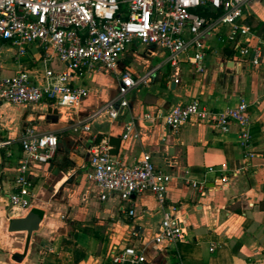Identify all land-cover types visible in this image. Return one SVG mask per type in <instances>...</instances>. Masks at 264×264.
I'll use <instances>...</instances> for the list:
<instances>
[{"label": "crops", "instance_id": "0c3cea01", "mask_svg": "<svg viewBox=\"0 0 264 264\" xmlns=\"http://www.w3.org/2000/svg\"><path fill=\"white\" fill-rule=\"evenodd\" d=\"M245 12L253 37L264 41V0H250ZM209 39L203 74L181 63L175 75L164 64L165 52L149 54L136 42L147 56L158 54L164 59L154 66L133 65L132 43L113 72L86 75L82 83L88 94L76 109L51 107L57 111L55 124L44 119L28 121V115L47 105L23 107L0 101L1 138L18 120V134L9 133L8 138L33 129L54 133L60 143L53 159L34 169L29 210L42 212L37 230H8L9 220L24 218L28 212L8 213L6 190L0 191V264H110V251L128 244L139 247L150 264H264V62L254 70L238 67L229 47ZM12 54L6 43H0V75H11L22 66L41 67L43 54L35 47L20 62ZM160 64L144 85L129 93L124 117L115 122L102 117L89 125L88 132L72 131L73 125L114 96L121 69L129 67L142 75ZM48 66L62 70L55 58ZM193 99L214 112L245 101L248 123L244 127L231 124L226 134L205 124L185 123L176 131L166 127L164 116L170 108ZM129 121L134 124L131 135L137 137L121 140ZM241 132L248 135L245 146L240 144ZM111 137L120 139L113 156L122 164L131 165L140 153H149L152 163L170 177L163 205L144 191L125 204L133 210V216L127 217L116 195L99 200V188L86 180L82 167L87 168L89 146L103 140L109 143ZM15 155L18 159L19 154ZM14 174L15 163L0 152V177L5 181ZM193 182L197 188L191 186ZM171 207L185 215L186 238L175 245L155 243L162 211Z\"/></svg>", "mask_w": 264, "mask_h": 264}, {"label": "built area", "instance_id": "2783aa9c", "mask_svg": "<svg viewBox=\"0 0 264 264\" xmlns=\"http://www.w3.org/2000/svg\"><path fill=\"white\" fill-rule=\"evenodd\" d=\"M250 0H0V43H6L12 57L20 62L35 47L43 54L41 67H20L11 75H0V101L23 107L40 104L74 110L87 97L82 80L86 75L113 72L127 48L134 42L149 54L165 52L164 64L177 75L185 63L196 74L205 71L210 50V37L229 47L238 67L254 70L264 62V41L255 40L245 23L246 5ZM226 30V31H224ZM55 58L62 70L48 66ZM156 66L142 75L124 67L118 74L114 96L72 126V131L88 132L99 118L115 122L129 111V93L144 85ZM176 80H174L175 82ZM248 104L240 101L234 107L214 112L198 100L177 104L164 116V124L176 131L182 124L211 125L222 134L231 124L244 127L248 123ZM148 118V115H144ZM134 128L132 121L124 124L120 139L126 140ZM240 144L248 142L241 132ZM58 139L52 132L26 130L16 138L0 137V152L15 163V174L0 177V191H5L8 213H27L30 208L36 167L48 164L57 152ZM107 140L88 148L85 178L100 190L98 198L105 201L117 196L120 210L128 217L133 210L125 204L133 196L150 192L162 204L170 177L157 168L149 153L142 152L131 165L122 164L110 153ZM16 153L19 154L16 159ZM211 172V170H208ZM222 183L226 178L222 177ZM197 188L198 183L191 184ZM4 187H7L6 189ZM185 215L175 207L162 211V219L154 242L175 245L186 238ZM210 251L214 247H210ZM110 264H150L142 250L128 244L114 247Z\"/></svg>", "mask_w": 264, "mask_h": 264}, {"label": "water", "instance_id": "95a60500", "mask_svg": "<svg viewBox=\"0 0 264 264\" xmlns=\"http://www.w3.org/2000/svg\"><path fill=\"white\" fill-rule=\"evenodd\" d=\"M173 84V83H172ZM28 115V112L23 113L22 120ZM28 121L33 123L35 120L44 119L46 123L55 124L57 122V111L51 107H47L46 109L36 113L28 115ZM26 126V123H23V127ZM24 131V130H23ZM120 139L119 137H111L109 139V146L111 147L110 153L115 155L117 153L119 147ZM60 148V143L58 141L57 151ZM42 212L37 209H31L25 215L24 218L20 219H12L8 222V230L9 231H25L30 233L32 231L37 230L38 224L41 220ZM18 256H14V259L18 260Z\"/></svg>", "mask_w": 264, "mask_h": 264}, {"label": "rangeland", "instance_id": "374dc122", "mask_svg": "<svg viewBox=\"0 0 264 264\" xmlns=\"http://www.w3.org/2000/svg\"><path fill=\"white\" fill-rule=\"evenodd\" d=\"M131 47L134 48L135 49V52H136V54L133 55L132 61H131L133 65H139L142 62H147L149 66H154V65L160 63L161 61H163V59H164V57L162 55H158V54H157L156 57H149V56H147V54L145 53V50L142 47H140L137 44H135V43L133 45H131ZM8 63L13 64V61L9 60ZM163 70H164V68L161 69V71H163ZM157 76H158L157 74L154 75L153 76V79H155ZM108 97L109 96L107 95L106 96V99ZM19 124L20 123L18 122V120L15 121V122H13L11 124V129L8 130V131H4L3 132V135L4 136H3L2 139H6L8 137H12V136H9V133H13V135H17L18 132H19L18 131L19 130Z\"/></svg>", "mask_w": 264, "mask_h": 264}]
</instances>
